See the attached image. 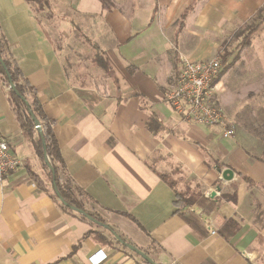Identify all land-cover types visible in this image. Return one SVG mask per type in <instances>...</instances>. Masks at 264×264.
<instances>
[{
	"label": "crops",
	"instance_id": "0c3cea01",
	"mask_svg": "<svg viewBox=\"0 0 264 264\" xmlns=\"http://www.w3.org/2000/svg\"><path fill=\"white\" fill-rule=\"evenodd\" d=\"M64 1L81 21L70 19V28L78 26L101 48L106 67L95 63L87 41L93 60L60 52L43 22L55 16L47 9L43 17L34 14L25 0H0V35L53 120L71 183L87 194L86 210L157 264H264V139L254 135L264 130L259 113L264 114V28L248 45L261 56L262 76L248 84L255 93L252 108L225 98V85L215 84L233 124L231 136L224 137L221 126L182 119L164 99L175 82L176 51L184 47L191 19L202 14L224 24L251 19L264 1L223 0L228 7L222 9V0H198L176 46V22L190 0H108V8L100 0ZM8 98L0 77V134L22 161L0 180V264H89L88 255L97 249L111 263L148 264L119 241L84 237L91 224L62 211L50 192L36 187L26 166L46 174ZM150 115L160 128L147 126ZM243 116L257 119L245 125ZM227 168L232 178L220 180ZM157 173L194 195L193 203L178 207L174 188Z\"/></svg>",
	"mask_w": 264,
	"mask_h": 264
},
{
	"label": "trees",
	"instance_id": "16d2710c",
	"mask_svg": "<svg viewBox=\"0 0 264 264\" xmlns=\"http://www.w3.org/2000/svg\"><path fill=\"white\" fill-rule=\"evenodd\" d=\"M32 3L34 10L40 11L42 9H51L50 0H25ZM107 8L108 0H100ZM198 0H190L188 5L181 12L173 34V43L177 45V38L180 31L186 23L189 13L193 10ZM264 3L256 10L254 17L249 19L245 26L239 33L240 40L237 43V51L252 43V37L255 33L264 28ZM259 18V20H256ZM87 43L90 44L95 50L94 61L96 64L106 67V61L102 58L101 48L91 39L85 38ZM6 43L4 38L0 35V77L3 83L8 88V101L15 115L17 123L22 133L28 137L33 145L34 152L39 158L42 167L45 171L46 178L37 174L31 169L29 165L26 166V172L30 179L35 183L36 187L41 190L50 192L51 197L59 204L60 209L69 214H79L81 218L91 224L92 228L86 232L84 237L93 235L97 239H103L105 243L111 244V240L107 239L102 232L95 230L93 227L103 228L106 232L113 236L115 241L121 238L115 233L113 228L107 225L106 221L99 214L89 212L85 208V200L87 197L86 192L76 188L71 183V178L67 172L65 161L62 157L57 139L55 137L52 123L53 120L49 119L43 111L36 89L30 85L28 80L23 76L20 68L17 66L15 60L11 58L6 51ZM227 58V57H226ZM226 58L223 59L227 64ZM176 61L180 63V58L176 56ZM176 75L179 68H176ZM224 69L218 71L217 76L213 79L212 84L217 83L219 76L223 73ZM10 79V81L8 80ZM104 79L95 80V85L103 83ZM10 83L13 84L10 87ZM36 121L39 123L40 130L36 127ZM147 126L156 130L161 127L160 121L154 115H150ZM163 128V126H162ZM158 176L174 188L176 197V204L178 207H184L193 203L195 197L192 194H187L175 188V182L169 178L167 174L157 173ZM49 186V188H48ZM89 216L93 220H90ZM229 226V223H228ZM224 234V231H222ZM73 252V250H72ZM71 253V252H70ZM144 262L148 263L143 259ZM149 264V263H148Z\"/></svg>",
	"mask_w": 264,
	"mask_h": 264
},
{
	"label": "rangeland",
	"instance_id": "374dc122",
	"mask_svg": "<svg viewBox=\"0 0 264 264\" xmlns=\"http://www.w3.org/2000/svg\"><path fill=\"white\" fill-rule=\"evenodd\" d=\"M52 1L55 11L51 6V9L46 12L55 17H52L53 19L48 20V22L43 20V22L47 26L45 28L46 33L48 34V38L50 39L52 44H54L60 52L62 51V53L64 55H67L68 57H74V59H78L79 57L84 61L93 60L92 56L94 55V50H92L86 43V39L82 31L78 26L75 25H71L72 27L70 28V19H73L77 23H80L81 21L76 20L77 16L74 18L73 11L67 7L65 1L63 3H60V0ZM235 1L238 2L240 0ZM263 1L264 0H253V2L258 3V5ZM224 7L227 8L228 5L222 0L220 8L223 9ZM230 8L232 9L233 5H230ZM34 14L43 17L45 13L42 12V10H34ZM262 14L264 15V11H262ZM253 17L254 16H252L251 19ZM248 18L249 17H247L246 15L244 19L241 18L235 19L233 21H228L227 24H224L222 21L215 22L210 17L204 14L196 19L193 18L189 21V27L185 29L183 33L185 34L183 35V39L185 40H183L184 47L176 51L178 57L183 56L187 60L199 61L214 57L219 58L221 64L220 70H224L223 73L219 76L218 80L225 85V98L237 99L238 103H240V101L242 102L241 104H239L240 106H243V103H246L247 107L249 104H251L250 102L255 100V98L253 97L255 93L253 94V90L251 89L253 85L250 86L248 84L253 83L255 81L254 79L262 76V74H258L261 70L258 65V60H260L262 55V59H264V49L261 50L263 54H261L260 57H256V54L258 52L254 50L252 45L250 47H244L239 51H237L236 49L237 43L240 40L239 33L250 19ZM63 19H66L67 23L65 21H62ZM256 20H259V18H256L255 21ZM50 23H53V25H49ZM258 32L255 33L252 37V42L256 41ZM233 54L235 56H233ZM224 58H226L227 64H225V62L223 61ZM218 92L219 90L215 88L214 98L216 99V102L224 113V110L218 98ZM248 108H252V106L250 105ZM248 111L249 109L247 110V112ZM259 113L264 116V114H262V110H259ZM243 117V123L245 125L249 123L252 124L254 119H257L255 117ZM230 126L233 128V124ZM254 135H262L261 137L264 139V130ZM178 190L184 192V189L182 188H179ZM106 238L112 240L113 236L107 233ZM143 251L146 252L145 250Z\"/></svg>",
	"mask_w": 264,
	"mask_h": 264
},
{
	"label": "built area",
	"instance_id": "2783aa9c",
	"mask_svg": "<svg viewBox=\"0 0 264 264\" xmlns=\"http://www.w3.org/2000/svg\"><path fill=\"white\" fill-rule=\"evenodd\" d=\"M179 58L181 63L179 72L171 89L165 92L164 99L182 119L204 126H221L222 135L231 136L234 132L230 126L232 124L225 118L214 98L216 83L212 82L220 70L219 58L199 61L187 60L183 56ZM21 163V158L11 148L7 138L0 134V180L4 175L16 170ZM219 178L224 180L221 174ZM209 194L210 191H206V195ZM137 260L111 263L108 254L102 249L91 252L87 257L89 264H145Z\"/></svg>",
	"mask_w": 264,
	"mask_h": 264
},
{
	"label": "water",
	"instance_id": "95a60500",
	"mask_svg": "<svg viewBox=\"0 0 264 264\" xmlns=\"http://www.w3.org/2000/svg\"><path fill=\"white\" fill-rule=\"evenodd\" d=\"M10 81V79H8ZM13 84L10 83V87H12ZM36 127L38 128V131L40 130L39 128V123L36 121ZM222 176L224 179L228 180L232 178V170L227 168L224 169L222 171ZM90 220H93L91 216H89ZM119 240V242L124 245L125 247H127L128 249H130L131 251L135 252L136 254H138L141 258H143L144 260H146L149 264H157L154 260H152V258L143 250L139 249L138 247L132 245L129 242H126L125 240H123L122 238H117Z\"/></svg>",
	"mask_w": 264,
	"mask_h": 264
}]
</instances>
